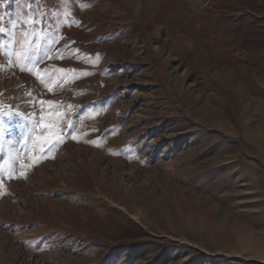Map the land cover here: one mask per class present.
<instances>
[{
    "label": "rangeland",
    "instance_id": "rangeland-1",
    "mask_svg": "<svg viewBox=\"0 0 264 264\" xmlns=\"http://www.w3.org/2000/svg\"><path fill=\"white\" fill-rule=\"evenodd\" d=\"M0 27V264H264V0H0Z\"/></svg>",
    "mask_w": 264,
    "mask_h": 264
},
{
    "label": "snow or ice",
    "instance_id": "snow-or-ice-1",
    "mask_svg": "<svg viewBox=\"0 0 264 264\" xmlns=\"http://www.w3.org/2000/svg\"><path fill=\"white\" fill-rule=\"evenodd\" d=\"M5 31V29L3 28V27H0V33H2V32H4ZM59 71H64V70H59ZM49 90H51V87L49 88ZM47 103H49V104H51L52 102H47ZM57 117H59V116H61V115H63V114H61V113H56L55 114ZM25 119H27L26 117H25ZM72 125L71 124H69V127H71ZM45 127H47V128H49V129H51V131H50V133H49V135L46 137V138H44V143L45 144H48V145H52L53 147L55 146V144H57V143H62L63 142V140H64V136L63 135H61V129L58 127V124L57 123H55V122H53V123H51V124H49V125H45ZM72 139H78V137H76L75 135H73L72 136ZM91 143H96L95 141H91ZM51 150V148L49 149V151ZM41 151L43 152L44 151V149H43V147L41 148ZM113 154H116V153H113ZM38 160H39V158H37V157H33V161L34 162H38ZM29 167L31 166V165H28ZM21 176H25V178H26V175H25V173H21ZM3 187V184H2V182H0V188H2Z\"/></svg>",
    "mask_w": 264,
    "mask_h": 264
}]
</instances>
